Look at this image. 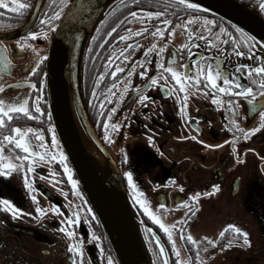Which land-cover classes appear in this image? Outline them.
Returning <instances> with one entry per match:
<instances>
[{"label":"flooded vegetation","instance_id":"af4514ba","mask_svg":"<svg viewBox=\"0 0 264 264\" xmlns=\"http://www.w3.org/2000/svg\"><path fill=\"white\" fill-rule=\"evenodd\" d=\"M34 1L31 0L32 5ZM237 1L264 19V10L259 8L260 0ZM5 2L10 3V0H5ZM170 3L172 2L168 0H157L148 11L165 13V9H167V12L160 17L151 18L147 24L128 16L126 20L121 21L120 27L112 37L104 42V47L99 51L95 50L99 45L98 42H95L92 54V57H96V59H92L96 65L93 69L95 72L94 81L100 78L99 73L102 71L105 72V76L101 79L100 85L95 84V87L99 89L97 96L90 99L88 95H85V99H87L86 103H89V119L95 133L119 166L123 184L136 208V215L140 221V228L146 247L150 251L151 260L157 259L158 246H155L153 241L154 247H149L145 228L151 229L160 237L168 252L170 264H176L177 257L171 250V242L168 241L167 235L135 202L137 190L141 193L140 198L148 202V206L160 216L162 222L168 225L180 223L185 229L183 239L179 229H171L173 239L180 251L179 259L187 260L188 264H196V249L186 239L189 233L197 240H202L205 236L217 239L219 233L225 230L228 224L240 227L236 222H226L223 219L222 213L225 206H230L233 213L237 211L239 214L243 207H246L247 210L264 208V127H260L247 140L242 138L243 133H241L235 141L236 152H233L230 137L235 133L225 127V124L229 123V110L226 104L218 106L212 102L211 95L215 93L209 90L206 95L188 86L186 114L181 112V104L177 102V99L178 95L183 96L185 93L178 92L179 86L175 85L170 74H167V80L163 79L164 69L156 67L159 49L146 54L145 48L149 47L153 41L160 47H164L167 41V46L164 47L162 54L165 67L168 66V58L175 55L176 59L172 67L177 71H184L185 61H188L191 66V58L187 56L188 48L181 50L179 45L188 43L187 30L176 27V25L178 22L183 24L187 20L188 14L207 16L210 20H215L218 25L222 24L229 28L237 38L240 37V33L235 30L233 27L235 25L232 23L200 11L191 10L190 13L181 16L180 10L168 7ZM47 4L48 0H45L39 15L43 14L44 6ZM30 11L31 8L23 13H16L11 7L5 9L0 5V31L18 27L26 21ZM166 18L172 20L168 29H164L159 24L160 20ZM37 20V23L29 31L39 30V17ZM201 24L202 21L191 24L190 27L195 30L200 28ZM115 26V19L106 24L102 35L96 34L98 40L103 39L110 27ZM157 27L165 32L164 36L151 35ZM144 28H147L146 32L142 31ZM126 29L132 32L140 31V35H130L129 40L117 41L115 45H112L115 36L123 34ZM53 35L54 32L47 39L43 37L29 39L24 35L15 40H0L3 45L7 46L9 60L7 70L0 71V100L7 103H19L21 99L27 98L33 117L21 114L12 123L16 126L40 129L49 145L51 134L47 131L49 107L47 105L45 72L48 49ZM169 35L171 36L170 40ZM25 40L27 41L26 46L20 48L17 42H25ZM136 42L140 44L139 48H129L124 53L131 57L129 61L125 62L123 55L118 52L112 65L107 70L104 68V62L115 48L123 50L127 48L128 44ZM195 43L199 45V47L192 48L196 58L200 54L212 57L221 55V67L227 69L229 73L235 71L234 66L237 63L255 67L260 63L258 58L264 56V47L260 43L254 45L251 57L225 52V48H232L231 43L225 44L223 48L210 47L202 41H195ZM240 50L247 51L243 45ZM40 55L46 58L40 63L37 72L29 76L31 68L36 66L35 61ZM145 55L148 63L140 65L138 59ZM133 63H136L133 75L127 77L126 72L131 69ZM116 66L125 68V72L117 73L116 77H113L111 72ZM142 70L146 71L148 75L141 77L139 73ZM152 75L158 76V83L149 88L146 85ZM121 76H125V79L121 80ZM239 78L243 83H250L243 75V71L239 74ZM41 80L44 81L43 85L39 83ZM129 80L131 84L125 90L123 85ZM26 81L36 83L37 87L32 89L31 84ZM117 81H119V86L113 89L115 95L111 100L105 101V106L101 111L99 100L107 94L103 92V88L109 84H115ZM218 82L222 83V80ZM136 85L142 87L143 93H146L149 99L144 101L139 99L142 92ZM165 85L168 86L167 93L163 90ZM199 87H204L203 83ZM120 92H124L122 98ZM37 94L42 96L39 104L44 111L41 113H36L35 108L31 107L36 102ZM221 99L235 101L236 114L234 118L242 129L246 130L261 123L259 110L250 111V105L245 97L222 94ZM117 100L119 103H116ZM112 107L116 108V112L110 118V123L120 122L121 129L114 132L110 130L111 139L109 141L104 139L103 121L109 119L107 113ZM36 115L41 116V119H34ZM29 135L35 139V134L30 133ZM149 136L153 137L152 143L148 141ZM193 136H196L197 139H192ZM201 140L205 143L201 144ZM226 140H229V143H224ZM210 144H218L220 147H208ZM59 147H61L60 143ZM20 152V149H16V154ZM5 153L9 154L7 146ZM67 162L70 166L68 159ZM26 165L27 162H25V168L13 170L7 177L0 175V197L12 200L22 209L18 216L13 217L0 206V264H72L73 258L76 259L77 264H80L81 257L74 256L69 252L68 243L70 240L65 232L60 231L61 221L65 219V216L71 215L72 211L77 210L80 212V222L68 227H74V230L84 241L82 245L83 264H106V258L100 255V247H103L105 252L112 256L113 253L110 251L109 241H107L104 230L101 229L99 220L96 217L92 219V214L84 211L90 206L87 199L86 204L82 201V197L85 199V195L80 184L79 190L83 193L82 197L73 194L72 186L68 183V178L60 166L59 160L49 163L46 159L35 158L32 172H27ZM50 168L57 173L56 176H52ZM125 171L132 173L133 182L136 185L135 190L128 185L127 178L123 175ZM25 176L28 177L32 187L37 190L33 193L37 197L36 201L31 199L29 190L25 187ZM50 177L52 178L51 182ZM73 178L77 179L74 171ZM170 178H174L175 183ZM177 184L183 186L182 190L176 187ZM213 184L219 185L218 191H212ZM60 189L64 191L61 192ZM196 192H209V195H201L196 202L190 201V195ZM181 200H189L188 207L179 204ZM78 201H80L79 204ZM160 204H164L165 208L160 209ZM52 205L58 206L61 212L51 211ZM38 206L45 209L44 215H40L36 211ZM180 217H184L186 222L180 221ZM253 218L254 221L251 219L248 222L249 226H244V229L252 234V238L250 237L253 245L251 248L252 257L246 255L242 239L238 240L234 233L226 231L225 237L220 239L218 246L201 251L202 264H209L213 258L226 254L232 246L236 250L232 252L231 260L237 264H264V223H262L261 216L256 219L253 215ZM215 220H219V223H213ZM90 231H95L97 235H100L101 240L95 241L89 235ZM229 242L231 246L224 248L223 245ZM114 264H117L115 257Z\"/></svg>","mask_w":264,"mask_h":264},{"label":"snow or ice","instance_id":"6c2138e0","mask_svg":"<svg viewBox=\"0 0 264 264\" xmlns=\"http://www.w3.org/2000/svg\"><path fill=\"white\" fill-rule=\"evenodd\" d=\"M129 3L132 5H136V0H129ZM0 5H2L5 9L11 7V9L16 13H23L25 10L32 7L31 0H10V3H6L5 0H0ZM119 8L124 7V0H120L118 5ZM168 7H174L175 9L180 10L181 16L185 15L186 13H190L193 9H200L201 5L199 3H195L194 0H173L172 3L168 5ZM83 9L84 5L79 3V0H48V4L44 6V12L42 15H39V30L38 31H28L26 36L27 38H37L43 37L44 39L49 38V36L53 32L59 31L61 28L68 29L70 24H73L75 21V15L77 9ZM259 8L264 10V0H260ZM94 11V9H93ZM116 12V7L110 6V11L104 15V18L99 21V25H104L109 16L112 13ZM167 9H165V13ZM165 13H161L158 11H144L143 8H136L133 11L128 13V16L132 19H139L142 23L147 24V21L153 17H160ZM121 21H124V18L121 17L120 20L116 21L115 27H110L107 30L106 35H104L103 39L97 38V36H92V41H96L99 43L100 47L95 49L99 51L104 47V42L108 40L109 37H112L113 34L117 31V28L120 27ZM202 21L201 27L198 29L193 30L190 25L200 23ZM130 22V21H125ZM159 24L163 26L164 29H168L169 26L172 24L171 19H163L159 21ZM176 27H182L186 29V39L187 44L181 43L179 48L181 50L188 48L187 56L191 58V66H189L188 61H185L183 68L184 71H177L172 65L175 62V55L170 56L168 58V66L165 67L163 63L162 54L164 52V47L167 46V41L165 42L164 47H160L153 41V43L145 48V53H150L156 49H159L157 52V59H156V67L158 69H164V76L163 79L167 80L168 75L170 74L172 80L175 81V85L179 86L178 92L185 93L183 96L178 95L177 102L181 104V112L185 113V107L187 102V90L188 86H190L193 90L198 92L205 93L207 95L208 91L211 90L214 95H211V100L214 104L218 106L227 105L229 110V123L225 124L226 128H229L230 131L235 133L234 136L230 137V141L232 142V150L236 152V139L243 133V139L247 140L249 136L253 133H256L260 127H264V56L259 57L260 63L257 64L255 67L250 65L244 64L241 65L239 63L235 64L234 68L235 71L229 73L227 69L221 67L222 56L217 55L216 57L212 56H205L200 54L198 58L194 56V52L192 51L193 47H199L195 43V41H202L207 46H215L217 48H223L225 44L231 43L233 46L231 49L225 48V52H234L237 56H253L254 45L257 43H264L257 41L256 37L250 35L244 31L243 28H239L236 26L235 30L240 33V37L237 38L229 28L225 26L218 25L215 20H210L207 16H196L192 14L187 15V20L184 21L183 24L177 23ZM95 31L97 33L101 32L100 26H97ZM142 31H147V28L142 29ZM175 31V29H172ZM69 33L76 37L74 43H79V32L69 29ZM130 35H140V31L132 32L128 29L124 31L121 35H116L115 39L112 41V45H115L117 41H127L129 40ZM154 36H164L165 32L161 30L160 27H157L154 32L151 33ZM171 36L169 35V40ZM20 48H24L26 46L27 41L25 42H17ZM241 45H243L247 51L240 50ZM139 48L140 44L138 42L133 44H128L127 48L123 50L119 48H115L111 55L107 57V60L104 62V68L107 70L113 63L114 59L117 57V53L120 52L123 55V60L125 62L129 61L131 57L127 54L129 48ZM90 50H92V46L89 45ZM36 51L35 49H33ZM175 51V49H174ZM46 57L40 55L39 58L35 61L34 67L31 68V72L29 76L36 73L40 63ZM92 59H96V57H92ZM138 63L140 65H147V56L145 55L142 58L138 59ZM9 65L8 60V51L7 46L3 45L0 42V71L7 70ZM136 63H133L131 69L127 70L126 76L131 77L133 75V71L135 70ZM243 71V75L247 77L250 83H243L239 78V74ZM125 68L116 66L115 69L111 72L113 77H116L117 73H124ZM141 77H145L148 75L146 71H141L139 73ZM105 76V72H100L98 79L94 81L96 85L101 84V79ZM121 80L125 79V76L120 77ZM222 80V83L218 81ZM26 83L31 84V88L35 89L37 87L36 83L31 81H26ZM43 85L44 81L41 80L39 82ZM158 83V76L152 75L147 83V87H152ZM203 83L204 87H199ZM131 84L129 80L128 83L123 85V88L127 90ZM173 85V87H175ZM119 86V81L115 84H109L107 87L103 88V92L107 93L103 96V99L99 100V104L101 106V111L105 106V101H109L115 95L113 89ZM137 88L141 89L142 94L140 95L139 99L141 101L149 99V96L146 93H143V89L140 85H136ZM164 92H168V86L165 85L163 88ZM99 89L94 87L92 89V95L97 96ZM222 94H230L236 97H245L247 99V103L250 105L249 110L255 112L259 110V119L261 121L260 124L257 126L249 127L246 130L242 129L238 123V121L234 118L236 114V104L235 101L229 99L224 101L221 99ZM124 92H120V97L122 98ZM259 97V99H257ZM42 99V96L37 94L35 97V101L31 107L35 108L36 113H41L44 109L41 108L39 101ZM119 103V100L116 101ZM116 112V108L112 107L107 115L109 119H104V139L109 140L110 137V130L116 131L121 129L120 122H111L110 118L112 117L113 113ZM21 114L33 117V112L30 110L29 101L27 98L21 99L19 103H7L4 100H0V175L5 177L9 176L13 170H20L25 168V162H27L26 170L27 172H32L34 170V163L35 158H40L41 160H48L51 163L53 160H59L60 166L64 170V174L68 178V183L71 184L73 194L76 196H81L83 193L79 190L78 187V180L73 178V170L69 166L67 162V157L65 152L62 148L59 147V141L57 139L55 125L51 123V113H48L49 120L47 131L51 134V143L49 145L48 141L45 140L43 134H41V130L33 127H21L16 126L12 122L15 118L19 117ZM34 119L39 120L41 116L36 115ZM35 134V139L32 135ZM192 139H197L196 136H193ZM149 143H152L153 137H148ZM201 144H204L205 141L201 140ZM224 143H229V140L224 141ZM9 149V154L5 153V147ZM155 146V145H154ZM208 147H220V145H208ZM16 149H20L21 152L16 154ZM237 157L239 158V153L237 152ZM127 159V157H125ZM52 172V176H56L55 173L51 168L49 169ZM127 178V183L132 189H136V185L133 182L132 173L130 171H125L123 174ZM51 177L49 178L51 182ZM175 183L174 178H170ZM62 182V181H61ZM25 187L29 190V195L33 201L37 200L36 195L33 193L37 191L34 189L29 182L27 176L24 178ZM176 187L183 188L182 185L177 184ZM212 191H218L219 185L213 184L211 186ZM63 192V189H60ZM201 195L207 196L209 192H196L195 194H191L189 200L192 202H196L198 197ZM141 193L137 190L136 191V198L135 202L143 209V212L147 214L148 217L151 218L152 221L155 222L156 225H159V228L163 230V232L167 235V239L171 242V250L177 257L176 264H188L187 260L179 259L180 251L176 246V241L173 239V231L171 229H179L181 233V238H184V231L185 229L181 226L180 223H176L173 225H168L162 222L160 216H158L152 209L148 206V202L144 199L140 198ZM189 200H181L179 204L188 207ZM86 204L87 201H84ZM0 206L3 207L8 213H10L13 217L18 216L22 209L19 208L12 200L0 197ZM160 209H164L165 205L160 204ZM36 211L40 213V215H44L45 209L40 208L39 206L36 208ZM51 211L54 213L61 212V209L56 206L52 205ZM89 214H92V219H95V214L93 213V209L88 207L84 209ZM191 211V209H189ZM31 215V213H29ZM80 212L72 211L71 215H66L65 219L61 221V229L60 231L65 232L67 237L69 238L70 242L68 243V250L70 253L74 254V256L81 257L80 264H83V248L82 245L84 241L79 237L78 233L74 230L75 224L80 222ZM180 221H185L184 217L179 218ZM226 231H230L235 234L236 239H242V242L246 245L250 244L251 241L249 239V233L246 230L236 226L235 224H228L225 230H222L219 233V237L217 239H211L210 237H203L202 240L195 239L190 233L187 235L186 239L191 245L196 249V264H202L200 259L201 251H206L209 247L218 246L220 239L225 237ZM146 235L149 239V247L153 248L154 245L158 246V253L157 259L153 261V264H169V256L168 252L165 249L164 244L161 242L159 236L156 235L151 229L145 228ZM89 235L92 236L95 241L99 242L101 240V236L97 235L95 231H90ZM154 241V245H153ZM231 246V243H225L223 245L224 248H228ZM100 255L106 258V264H114V257L110 253H106L103 247H100ZM162 258V259H161ZM72 264H77L75 258L72 260Z\"/></svg>","mask_w":264,"mask_h":264},{"label":"water","instance_id":"95a60500","mask_svg":"<svg viewBox=\"0 0 264 264\" xmlns=\"http://www.w3.org/2000/svg\"><path fill=\"white\" fill-rule=\"evenodd\" d=\"M116 1L79 0L84 8L77 9L74 23L54 33L45 72L47 105L60 146L105 231L116 261L118 264H152L119 166L95 134L84 101L82 79L86 48L103 14ZM43 2L35 0L26 21L16 28L0 31V40H15L26 35L37 23ZM194 2L201 5L198 11L243 28L257 41L264 42V19L239 1ZM69 29L79 32L78 44L74 43L76 37ZM260 44L264 47V43Z\"/></svg>","mask_w":264,"mask_h":264},{"label":"trees","instance_id":"16d2710c","mask_svg":"<svg viewBox=\"0 0 264 264\" xmlns=\"http://www.w3.org/2000/svg\"><path fill=\"white\" fill-rule=\"evenodd\" d=\"M156 1L155 0H136V5H132L131 3H129V0H124L123 8L118 7L120 0L114 2L113 5H111V7H116V12L112 13V15L109 16L108 21L104 25H99V23L96 25V27L100 26L101 32H99L98 34L96 31H94L93 36L94 35L96 36V34H98V36L102 35L103 31L106 29V27L104 26L114 21V19L115 21H117V20H120L121 17H123L124 20H126L128 17V13L130 11L135 10L136 8H143L144 11L150 10L153 7V4L156 3ZM168 1L173 2V0H168ZM109 11H110V8L103 14V18H104V15ZM192 11L199 12L200 10L198 11L196 9H193ZM95 42L96 41L90 40L88 47H87V53L84 58L85 62H84V67H83V71H84L83 72V82H84L83 89H84L86 96L87 95L90 96V94H92V89L95 87V83H94V73L95 72L93 69L95 68L96 65L92 60V54L94 52ZM89 45L92 46V50H90ZM99 47L100 45H98V48Z\"/></svg>","mask_w":264,"mask_h":264},{"label":"rangeland","instance_id":"374dc122","mask_svg":"<svg viewBox=\"0 0 264 264\" xmlns=\"http://www.w3.org/2000/svg\"><path fill=\"white\" fill-rule=\"evenodd\" d=\"M89 98H93V95L90 94ZM87 99H85V103H86ZM89 103H86L87 106V113H88V108H89ZM89 115V113H88ZM91 123V121H90ZM61 148V147H60ZM64 177V176H63ZM65 178V177H64ZM77 180V179H76ZM65 182H67L65 180ZM78 187H79V183H78ZM260 189H262L260 187ZM82 201H86V199H84V197H82ZM78 204L80 203V201L77 202ZM223 219L226 222H236L237 224H239L240 227H243L242 229H244V226H249V221L252 219L254 221L253 215H255L256 219H258L259 216L262 217V223H264V208H262L261 210H252L250 209H246V207H243L240 209V214L235 211V213H233V209L230 206H225L224 210H223ZM220 220V218H219ZM219 220H215L213 221V223L218 224ZM248 232V231H247ZM249 233V232H248ZM252 234L249 233V239L252 242ZM252 243L246 245L245 244V252L246 255L249 257H252ZM235 247L232 246L231 250H228V252L226 254H222L220 255L218 258H213L212 261L209 264H237L235 261L231 260L232 259V252L235 251Z\"/></svg>","mask_w":264,"mask_h":264}]
</instances>
